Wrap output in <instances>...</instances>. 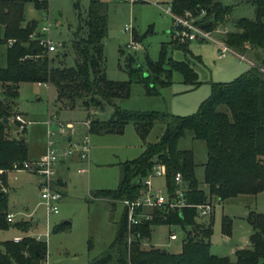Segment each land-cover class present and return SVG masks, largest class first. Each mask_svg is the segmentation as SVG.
<instances>
[{
    "label": "trees",
    "instance_id": "trees-1",
    "mask_svg": "<svg viewBox=\"0 0 264 264\" xmlns=\"http://www.w3.org/2000/svg\"><path fill=\"white\" fill-rule=\"evenodd\" d=\"M28 0H0V24L7 45L6 67L0 69L2 100H0V231L11 225L6 221L8 197L5 191V172L19 170L27 161V146L23 137L10 135L9 119L17 90L22 83H42L56 89V104L63 108L83 109L92 115L112 108L108 120L89 121V134H121L127 124H132L141 141L142 152L134 160L119 163L120 179L115 190L92 193L94 199L109 201L138 198L143 190L142 180L157 165L165 168L166 189L169 197L177 188L176 174H180L188 205L182 209H153V220L128 230L125 212L116 223L115 236L107 250L89 264H264V213H249L247 221L252 228L251 247L238 250L235 260L217 257L211 253V223L198 224L194 206L205 203H223L238 196H256L264 191V74L251 67L229 83H210L211 92L195 114L187 117L169 113L127 112L115 100L129 97L132 82L142 84L148 96L158 95L159 89L171 83L172 73L181 75L183 83L197 88L201 83L187 60L169 59L164 67L165 47L156 62H148L147 72L128 66L130 80L113 82L103 71V39L108 32L107 6L101 0H90L82 26L85 34H74L73 49L76 55L72 67L54 66V57L45 56L30 36L37 24H24L23 7ZM254 19L239 18L232 22V30L224 34L223 43L237 54H248L254 63L264 65V0H250ZM36 9L40 5L34 3ZM172 14L194 18V24L204 31L224 26L233 6L219 0H172ZM24 24V25H23ZM172 44V43H171ZM175 49L193 56L188 45L172 44ZM57 55V54H56ZM63 53L62 56H65ZM132 60V59H130ZM7 119V122L4 120ZM161 125L169 137L149 143L147 137L155 125ZM25 130H23L24 133ZM186 132L195 140L205 143L207 159L203 165V186L195 178V164L190 150H179L178 141ZM13 226L18 227V224ZM155 226H179L186 230L181 251L170 254L161 249H143ZM64 225L56 229H63ZM33 227L26 226L28 233ZM229 221L223 218L222 231L228 233ZM190 232V233H189ZM47 246L36 242L30 235L19 242H0V264H44Z\"/></svg>",
    "mask_w": 264,
    "mask_h": 264
},
{
    "label": "rangeland",
    "instance_id": "rangeland-1",
    "mask_svg": "<svg viewBox=\"0 0 264 264\" xmlns=\"http://www.w3.org/2000/svg\"><path fill=\"white\" fill-rule=\"evenodd\" d=\"M90 0H48L47 7L40 5L36 9L33 3L23 7L25 21L34 20L41 24L44 16L51 23H59V27L52 29L51 39L61 41L65 45L66 53L51 55L54 66L72 67L76 55L73 49L75 35L85 34L82 26ZM107 6L108 32L103 39V71L105 77L113 82H128L130 75L128 66L133 70L141 68L147 72L148 62H156L161 56L162 46L165 47L164 64L169 59L174 61L187 60L198 76L201 83L197 88L183 83L181 75L172 73L171 83L159 89L158 95L148 96L142 84L132 82L129 97L115 100L116 106L127 112H157L169 113L173 116L187 117L195 114L199 105L210 95L211 82H225L232 80L237 72L248 67L246 60L237 59L227 53L223 60H217L223 43L224 32L232 30V22L239 18L254 19V7L250 0H219L224 5L233 6L224 26L217 27L209 33L213 39L179 42L171 36L172 16L165 11L172 0H138L135 4H128L122 0H102ZM47 9V10H46ZM46 11V12H45ZM179 19L188 24H194L191 16H180ZM126 30V31H125ZM141 46L139 51L126 48L130 39ZM3 39V26L0 24V40ZM188 45L193 56L199 61L175 49L173 45ZM7 45L0 43V69L6 67ZM260 59L264 53H257ZM132 59V60H130ZM248 59V58H247ZM249 60V59H248ZM17 98L10 114V135L14 138L23 137L28 148V160L39 158L43 149L46 150L45 122L50 116L52 121L73 125L65 136L55 134L54 149L62 153L67 147V139L76 144L88 136L90 141L89 161H81L75 155L72 159L60 160L56 166V174L64 183L62 198L58 202V214L48 218V238L44 239L47 246L46 264H89L93 259L103 254L112 243L116 223L119 222L124 211L119 202L110 203L106 200L94 199L92 193L102 190H115L120 179L119 163L138 158L142 152L141 141L132 124H127L121 134L96 135L89 134L84 125L88 113L81 108H63L56 104V89L54 86H39L37 83H22L17 90ZM0 100H2V86L0 84ZM18 112V113H17ZM112 113V108L106 106L102 112L90 115L94 120L106 121ZM15 114H21L30 122L25 132L19 131L17 124L12 122ZM55 131L54 125L51 127ZM163 135L162 126L157 124L150 131L147 141L154 143ZM45 146V147H44ZM177 147L179 150H190L195 164V178L203 186V165L206 162L205 143L195 140L190 132H186ZM80 170L84 173L80 174ZM9 207L15 216V224L0 231V242L13 240L14 237L41 234L46 232V218L41 203L38 184L40 178L25 171H12L6 174ZM152 191H161L164 199L168 198L165 177L151 178ZM214 212L210 220L196 216V223L203 224L205 220L211 223L210 237L211 251L218 256L229 259L235 258L236 249L250 246L251 228L247 221L248 212H264V193L256 201L250 196H238L224 201L213 202ZM32 218H27L29 215ZM224 216L229 221L228 233L222 231ZM26 219L28 221H20ZM37 227L35 226V222ZM64 225L63 229H56ZM26 226L33 229L23 232ZM177 236L175 242H170L169 235ZM186 230L179 226H155L152 229L149 242L156 248L170 254L180 252L185 239ZM142 243L141 248L149 249Z\"/></svg>",
    "mask_w": 264,
    "mask_h": 264
},
{
    "label": "built area",
    "instance_id": "built-area-1",
    "mask_svg": "<svg viewBox=\"0 0 264 264\" xmlns=\"http://www.w3.org/2000/svg\"><path fill=\"white\" fill-rule=\"evenodd\" d=\"M31 3H35L38 5H45L47 7L48 0H28ZM128 4H135L138 0H122ZM47 10V9H46ZM46 12V11H45ZM167 14L172 16V30L170 32L173 39L179 42H191L195 40H211L214 41L209 37V33H205L204 30L197 27L195 24H188L186 21L179 19L180 16H176L172 14L170 7L165 11ZM185 16H190L186 14ZM59 27V23H51L49 19L44 16L43 21L37 27L36 31L30 36V40L34 41L37 46L42 50V53L45 56H51L58 53H63L65 50V45L61 41H54L51 39V32L52 29H56ZM126 31V30H125ZM227 32V31H226ZM224 32V34L226 33ZM13 41H8L7 46H11ZM221 50L218 53L217 58L223 59L225 58L227 53L233 54L234 52L229 49L224 43H220ZM126 48L128 50H132L134 52L139 51L141 46L138 42H135L132 37L130 42L127 44ZM239 59L245 60L243 56H238ZM251 67L256 68L259 72L264 74V65H257L255 63H250ZM39 86L48 87V84L38 83ZM12 122L17 124L18 130L23 131L26 129V126L30 123L26 121L23 116L20 114H15L12 117ZM47 127L46 131V151L44 155L32 162H24L22 167L19 170L14 171H25L31 174H34L40 178L38 184V193L41 200L40 205L44 209L45 218H46V232L41 234H32V237L36 242H46L44 239L48 238V218L51 215L58 214V202L61 199L60 192L54 187V182L56 180V166L60 162V160L64 159H72L75 155L81 161H89V153H90V141L89 137L86 136L83 140L79 143L72 144L69 142L67 147L63 150L62 153H58L54 149V140L53 137L55 134L59 136H65L69 129L73 128L72 124L69 123H61L58 121H52L51 117L49 116L45 122ZM52 125L55 127V131L51 130ZM84 125L89 128V121L86 120ZM3 172L0 171V174ZM84 173L80 170V174ZM165 176V168L162 165H157L153 168L152 172L142 180L143 190L138 198L133 201L130 200H123L120 203L124 207L126 223H127V230H128V244L131 242V233L130 230L134 226H138L140 224L149 222L153 220V215L151 211L153 209H163V210H170V209H182L187 207L185 200V188L182 184V179L180 174H176L174 180L177 186L174 195L167 199H164L161 195V191L158 190L157 192L152 191L151 185V178L153 177H164ZM2 185L0 181V186ZM197 212L198 217H209L213 213V204L205 203L203 205L194 206ZM15 216L12 213H8L6 215V221L8 224L15 223ZM21 237H14V242H19ZM169 240L174 241L176 240V235L170 234ZM46 264V258L44 261Z\"/></svg>",
    "mask_w": 264,
    "mask_h": 264
},
{
    "label": "crops",
    "instance_id": "crops-1",
    "mask_svg": "<svg viewBox=\"0 0 264 264\" xmlns=\"http://www.w3.org/2000/svg\"><path fill=\"white\" fill-rule=\"evenodd\" d=\"M102 1V0H101ZM102 2H104V1H102ZM105 3V2H104ZM28 4V3H27ZM106 4V3H105ZM30 21H34V20H30ZM30 21H25V18H24V24H26V23H28V22H30ZM23 24V25H24ZM39 26V23L37 24V27ZM233 55L238 59L239 57V55L240 56H243L244 58H245V60H246V62H247V64H248V67H246L245 69H243V70H241L240 72L238 71L237 73L238 74H236V75H234V77L233 78H231L232 80H230V81H225V82H214V83H229V82H231V81H233L235 78H237L238 76H240L241 74H243L244 72H246V71H248L250 68H251V65H250V63H254V61H253V59L250 57V56H248V54H237V53H233ZM218 56V55H217ZM249 60H248V59ZM224 59V58H223ZM223 59H218L217 58V60H223ZM50 85H48V87H49ZM18 113V112H17ZM21 115V114H20ZM87 120V119H86ZM9 121H10V119H9ZM67 123H69V124H71L70 122H67ZM9 126H10V124H9ZM16 126H18V125H16ZM73 129V128H72ZM72 129H69V130H72ZM10 131H12L11 129H10ZM25 132V131H24ZM24 141H25V139H24ZM72 140H71V138L69 137L68 139H67V144L69 143V142H71ZM25 144H26V141H25ZM27 146V145H26ZM45 147V146H44ZM45 149H43V151H42V153H41V155L39 156V158H35V159H33V160H28V148H27V161L28 162H32V161H36V160H38V159H40L43 155H44V153H45ZM9 172H12V171H8V172H5L4 173V175H5V185H6V187H7V180H6V174H8ZM15 172H18V171H15ZM38 177V176H37ZM54 187L58 190V191H60L61 192V194H62V190H63V187H64V183L62 182V180L59 178V176H57V174H56V180H55V182H54ZM38 188V187H37ZM5 191H6V193H7V197H8V192H7V189H5ZM262 193H264V191L263 192H261V193H259L258 195H256V196H250V197H252V198H254L255 199V201H256V199H257V197L260 195V194H262ZM62 198V197H61ZM213 204V203H212ZM40 205V204H39ZM41 206V205H40ZM214 207V206H213ZM8 209H9V212L8 213H12V210L10 209V207H9V202H8ZM124 212V211H123ZM213 212H214V209H213ZM249 213L250 212H248V215H249ZM253 213H255V214H261V213H264V212H259V213H256V212H253ZM31 214L29 213V215L27 214V215H25V217H27V218H32L31 216H30ZM212 215H213V213H212ZM212 215L211 216H209V217H205V218H207L208 220H210V218L212 217ZM225 217V216H224ZM208 220H205V222H203V224H208L209 222H208ZM20 221H28V220H26V219H22V220H20ZM39 221L37 220V222H35V226L37 227V225H36V223H38ZM15 224V223H14ZM15 227V226H14ZM15 228H17V227H15ZM250 228H251V226H250ZM153 229V228H152ZM151 232H152V230H151ZM251 233H252V228H251ZM171 234H174V233H171ZM175 235V234H174ZM251 235V234H250ZM150 239V238H149ZM148 239V240H149ZM169 240V239H168ZM176 240H177V236H176ZM176 240H174V241H171V240H169L170 242H175ZM146 241V240H145ZM144 241V242H145ZM143 245L144 246H146V247H148V248H156V247H154L150 242L148 243V244H146V243H143ZM251 247V245L250 246H248V248H243V249H249ZM158 249V248H157ZM210 250H211V243H210ZM238 250H242V248L241 249H236V251H235V253L238 251ZM181 251V250H180ZM178 253H180V252H178ZM211 253H212V251H211ZM213 254V253H212ZM213 255H215V256H217V257H224V256H218V255H216V254H213ZM224 258H227V257H224ZM229 259V258H228ZM234 260H235V258H234ZM233 259H230V261H234Z\"/></svg>",
    "mask_w": 264,
    "mask_h": 264
},
{
    "label": "water",
    "instance_id": "water-1",
    "mask_svg": "<svg viewBox=\"0 0 264 264\" xmlns=\"http://www.w3.org/2000/svg\"><path fill=\"white\" fill-rule=\"evenodd\" d=\"M4 121L7 122V119H5ZM168 137H169V130L168 129H165L164 132H163V135L161 136V139L163 141H165V140L168 139ZM21 140L24 141V138H22ZM162 253H165V251H162Z\"/></svg>",
    "mask_w": 264,
    "mask_h": 264
}]
</instances>
